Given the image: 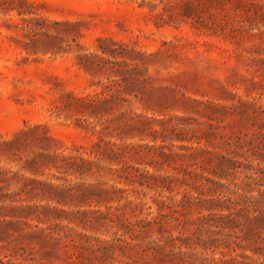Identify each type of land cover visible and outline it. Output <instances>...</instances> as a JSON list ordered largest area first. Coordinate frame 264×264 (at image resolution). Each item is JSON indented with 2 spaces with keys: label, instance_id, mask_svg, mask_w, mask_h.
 I'll return each instance as SVG.
<instances>
[{
  "label": "rangeland",
  "instance_id": "rangeland-1",
  "mask_svg": "<svg viewBox=\"0 0 264 264\" xmlns=\"http://www.w3.org/2000/svg\"><path fill=\"white\" fill-rule=\"evenodd\" d=\"M187 4L195 8L189 17L181 15ZM100 93L114 97L109 113L138 114V129L127 141L161 145L169 153L201 137L202 146L216 152L214 161L218 155L230 159L219 179L229 189L205 190L199 200L264 193V0H0V264H264V218L243 238L250 223L232 204L223 211L233 219L228 225L186 230L183 257L177 253L180 241L167 239L156 224L134 240L150 248L136 244L101 255L94 238L121 236L115 222L83 229L64 218L40 222L11 211L21 204L105 209L104 203L74 204L68 196L50 200L55 191L38 183L95 181L67 173L53 156L73 146L88 149L98 139L79 126L83 115L67 104L71 97ZM209 123L216 133L213 145L204 141ZM156 155L152 164L147 157L129 160L177 177L195 162ZM100 173L101 181L129 187L124 195H135L132 185ZM172 183L171 192L144 188V199L151 203L154 191L179 197L184 186ZM151 204L140 217L155 212ZM250 204L249 216L253 209L264 216V202ZM123 217L135 219L130 210ZM34 224L44 228L41 236L50 231L61 241L26 235L37 230ZM209 237L218 244L203 243ZM156 243H163V259Z\"/></svg>",
  "mask_w": 264,
  "mask_h": 264
},
{
  "label": "trees",
  "instance_id": "trees-1",
  "mask_svg": "<svg viewBox=\"0 0 264 264\" xmlns=\"http://www.w3.org/2000/svg\"><path fill=\"white\" fill-rule=\"evenodd\" d=\"M194 10V7L187 4L184 6L181 15L189 17ZM113 98L106 97L102 93L94 96L71 97L67 107L73 108L75 112L83 115V118H81L83 123H80L79 126L86 132L90 131L95 134L98 139L88 149L82 146H73L71 152L59 153L53 156L58 161V167L67 173L79 178L89 176L94 178L95 181H74L66 186L38 182L40 185L48 186L55 191V195L47 196L50 200L62 202L68 196L74 204L97 206V204L104 203L105 209L90 207L67 211L48 205L21 204L19 206H10L11 211L25 213L26 215L23 216H30L40 222L45 220L44 217L46 219L51 216L64 218L68 222L80 224L83 229L95 227L96 224L101 222L106 224L115 222L118 229L121 230V236L109 240L99 237L94 238L95 250L100 252L101 255L115 247H134L137 244L145 249L150 248L149 242L135 243L134 240L139 237L142 230L152 224H156L159 232L168 233L167 239H178L180 241L177 253L183 257V255L188 253L183 249L186 240V230L192 227L194 230L199 231L203 226L210 228L211 226L228 225L233 219L228 218L229 212L224 213L223 211L230 208L229 204H232L237 213L246 212L245 218L250 225L246 231L247 234L243 238H248V234L253 231L252 228L255 229L254 224L263 222L264 216L259 214L258 209H253L256 212L255 215L249 216V214L252 212L250 200L253 199L258 203L264 202V193L258 196L241 194L238 199L230 196H216L199 200V195L205 190L215 192L222 186L229 189V186L224 185L219 180L226 175L228 168L226 165L230 162L227 156L218 155V160L214 161L213 156H216V152L206 147L207 145L202 146L201 137H197L196 141H194L196 145H179L180 149H184V151H170L169 153L163 151L161 145L127 141V139L135 136V131L138 129L135 117L138 114L128 110H118L117 112L109 113V110L113 107ZM102 112H105V114ZM209 126L210 130L203 132L205 134L204 141L213 145L210 137H214L216 133L214 125L209 123ZM185 129L188 130L190 128L185 127ZM113 131L116 133L113 134ZM102 134H106L109 138L105 139ZM155 149L156 151L154 152ZM156 154L161 157L180 158L181 160L194 159L195 162L189 164L188 167L191 168L184 167L183 174L177 177L170 174H155L145 167L140 169L129 160L131 158L139 160L147 157L150 161L146 162V164H152L151 160H155ZM101 159L106 160L108 165L102 166L99 163ZM112 163L117 165L112 166ZM101 170L115 175L118 178L117 182L122 180L127 182V185H132L133 190L136 192L135 195H124V192L128 191L129 187H119L115 183H106V181L98 179L97 177L101 175ZM207 173L211 174V176ZM173 181H179L184 186V192L179 197H176L175 195H165L154 191V193L149 195V199L151 203L155 204V212L147 211L144 216L140 217L139 215L143 213L145 208L150 209L152 207V204L147 199H144L147 195V191L144 188L151 189L158 186L171 192ZM137 185L139 187H136ZM113 200L117 201L116 205L109 204ZM126 210H130L133 213L135 216L134 220L123 217V213ZM9 223L17 226L19 222L9 220ZM34 226L37 228L36 231H30L25 234L37 236L40 240L46 236L54 239L55 242L61 241L60 235L54 236L50 231L41 236L43 234L38 231H43L44 228H41L38 224H34ZM258 227L256 226V228ZM173 228L178 229L177 235L170 233ZM77 235L83 234L77 232ZM64 236L67 237V235ZM88 240L86 241L87 244L90 242ZM218 241L216 237H209L203 243L209 242L208 244L216 246ZM62 242L65 243V240ZM155 248L159 251L160 258L163 259V243H156ZM240 254L243 257H248L244 252ZM134 261V264L138 263L137 260Z\"/></svg>",
  "mask_w": 264,
  "mask_h": 264
}]
</instances>
